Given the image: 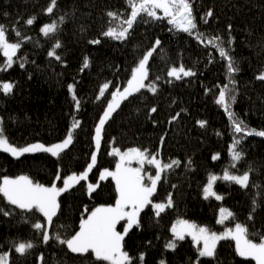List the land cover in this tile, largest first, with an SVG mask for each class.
Listing matches in <instances>:
<instances>
[{
  "label": "trees",
  "instance_id": "obj_1",
  "mask_svg": "<svg viewBox=\"0 0 264 264\" xmlns=\"http://www.w3.org/2000/svg\"><path fill=\"white\" fill-rule=\"evenodd\" d=\"M191 2L204 43L170 24L167 18L149 19L144 23L138 17L126 40L101 36L109 23L116 26L119 22L108 17L107 11L121 12L125 18L130 13L126 0H56L51 14L44 11L50 0H0V24L8 26V38L17 39L12 25L30 37L22 42L10 67L4 66L6 58L0 52V82L13 84L11 92L7 93L0 87V117H3L5 135L18 146L37 141L56 143L64 139L68 131L74 136L73 143L59 158L45 152L16 158L0 150V181L4 175L28 174L41 183H49L57 171L64 177L84 170L91 153L96 151L95 125L106 107V100L111 99L114 85L124 88L139 57L153 46L157 37L160 39L161 44L150 57L146 80V84L155 80L157 92L141 89L121 102L104 126L97 163L88 177L89 181L97 182L103 168L115 169L118 157L112 153L113 147L125 151L128 147L141 146L150 152L159 151L158 157L166 163L179 158V166L166 170L153 194L154 201H166L171 193L174 204L159 217L151 206L145 208L141 213L143 227L133 228L125 237V249L134 257L133 264H140L137 259L140 251L146 253L143 264H159L161 259L167 264H189V258L195 261L197 246L190 237L179 241L175 251L165 248L166 241L174 235L171 226L180 218L218 232L223 231L225 225L234 226L239 221L248 224L250 232L264 234V137L236 134L237 138L244 136L237 147L244 151L245 157L229 171L242 174L250 162L255 170L250 174L247 188L234 181L218 179L215 191L224 198L217 200L203 195L208 174L222 176V170L229 164L234 135L227 112L216 102L219 90L228 83L226 60L220 58L219 50L207 44V40L222 36L227 42V25H233L231 36L235 41L230 54L241 71L235 74L239 93L231 108L249 126L264 128V80L257 78L264 71V0ZM209 8L213 16L205 17ZM158 11L162 15V10ZM33 15L36 19L28 25L26 21ZM61 15H65L63 24L58 21ZM53 20L58 22L60 41V47L55 50L67 64L47 55L54 47V39L51 34L45 37L39 31L43 23ZM97 37L101 40L99 44L90 43ZM85 57L89 61L87 67ZM181 63L185 68L192 67L195 75L182 79L167 75L170 67H179ZM106 81L109 88L100 96L99 88ZM69 84L76 86L79 109L75 107ZM153 105L157 108L155 113L150 112ZM176 113L179 117L169 122ZM201 119L207 124L199 125L197 121ZM153 120L158 123L154 124ZM74 121L80 122L75 129L72 128ZM165 132L167 135L161 145L160 137ZM216 152L220 156L212 160ZM189 157L194 167L188 166ZM147 168L155 174L153 165ZM99 184L91 197L85 181L61 194V210L50 229L53 239L47 244L40 242L39 233L31 224L21 222L19 214L0 213V253L10 251L11 264H98L94 255L72 253L55 240V233L71 235L78 231L82 214L87 215L85 205L91 210L101 203H115L118 195L115 180L109 177ZM253 199L258 204L254 211ZM7 207L6 200L0 196V208ZM221 207L234 213L224 224L218 223ZM250 211L251 220L248 219ZM250 238L258 240L259 236ZM28 240L34 241V247L25 254L17 253L13 241ZM40 253H43V261ZM200 261L201 264H256L254 259L238 255L232 239L219 241L216 256L201 257Z\"/></svg>",
  "mask_w": 264,
  "mask_h": 264
},
{
  "label": "snow or ice",
  "instance_id": "obj_2",
  "mask_svg": "<svg viewBox=\"0 0 264 264\" xmlns=\"http://www.w3.org/2000/svg\"><path fill=\"white\" fill-rule=\"evenodd\" d=\"M130 7V13L125 15L115 10L107 11V16L119 21L116 26L109 23L106 30L102 31L101 36L112 37L116 40H126L130 35V30L133 29L137 18L143 19L144 23H148L149 19L162 20L167 18L169 23L176 28L183 30L195 36L196 40L204 43L203 34L198 31L196 17L193 14L191 0H126ZM56 7V0H50V4L44 9L45 12L51 14ZM162 10V15L161 11ZM144 13L146 16H141ZM7 16V13H4ZM213 16L211 8L205 13V17ZM35 15L27 19L26 23L32 25L35 21ZM65 15L58 17L59 24H63ZM14 34L17 37L15 40L8 38V26L0 24V52L6 58L5 65L10 67L15 61L18 51L22 48L23 41H28L29 36L22 34L19 29L15 28ZM233 25L229 23L228 40L225 42L222 36H214L207 40V44L214 45L219 50L221 59L226 60V75L228 83L224 84L219 90L216 102L221 105L227 112L231 121L233 130L232 145L229 149L230 161L229 164L222 170V177H218L214 173L208 174V182L203 187V195L205 198L214 196L217 200H222L223 194L214 190V183L217 179L226 181H234L243 188L249 186L250 174L255 170L249 162L247 167L238 174L237 171H229L230 168H235L236 164L245 157L243 150H238V145L243 140L244 136L237 138L236 134L257 135L264 137V128L257 129L251 127L243 120L235 111L232 110L233 105L239 93L238 81L235 74H238L241 69L238 62L230 54L231 46L235 41V37L231 36ZM81 26V31H83ZM39 31L45 37L54 39V47L47 52L49 57H55L57 61L67 64L66 60L61 59V55L57 54L56 48L60 47L58 38V22L53 20L50 23H43ZM100 37L92 39L90 43L99 44ZM227 43V47L225 46ZM161 44L157 37L152 47L146 49L139 57L135 67L131 69V76L127 80L126 86L121 91L119 86H115V90L110 92L111 99L106 100V107H103L102 115L99 116L98 123L95 125V147L96 151L91 153V160L87 163L86 168L82 171H73L69 175L62 177L60 171L54 174V180L49 183H41L35 180L28 174H20L16 176L4 175L0 181V196L4 198L8 204L7 208H0V213L5 216L19 214L21 222L31 224V227L39 233L40 242L47 244L53 235L50 231L53 225L54 218L58 216L61 210L60 197L62 193L68 192L81 181L87 182V194L91 197L96 189L99 188V181L107 180L112 177L115 180V188L117 197L115 203H101L94 206L91 210L84 206V213L87 215L81 216L79 220V229L71 235H63L57 231L55 240L61 245H66L74 254L94 255L98 264H133L134 257L125 249V237L129 235L133 228H142L141 213L145 208L151 206L155 209V216L159 217L168 206L173 205L172 194L169 193L166 201H154L153 194L157 191L158 183L166 173V170L171 171L173 166H179L181 163L179 158L171 159L169 162H164L158 158L159 151L150 152L148 148L136 146L128 147L126 151H122L119 147H113L112 153L119 157L115 169L108 167L103 168L99 173L97 182L89 181V172L97 163V153L101 146L102 132L106 122L112 117L121 106V102L133 93H139L141 89L148 88L152 93L157 92L158 85L153 80L149 84H145V80L149 77V60L153 53L157 50V46ZM89 64L88 58L84 59V66ZM23 67V63L21 64ZM83 70V69H81ZM183 74V76L181 75ZM170 77L182 79L187 76H194L195 71L192 67H187L181 63L179 67L172 66L167 72ZM264 80V71H261L257 77ZM160 77H156V80ZM0 87L4 92H11L13 84L10 81L0 82ZM72 89L73 100L75 107L80 108V100L76 96L75 84H69ZM109 88V82H104L99 88V95L104 96V92ZM139 110V109H137ZM157 108L155 105L150 107V112L155 113ZM179 113L172 115L169 122L175 121L179 117ZM154 124L158 121L153 120ZM79 121H74L72 128L75 129L79 125ZM197 123L201 126L207 124L206 120H198ZM165 132L160 137V144L163 145ZM73 133L68 131L66 137L56 143L45 144L37 141L34 143H26L18 146L16 143L10 142L5 135L3 127V117H0V150L10 153L12 157L20 158L25 154H33L37 152L50 153L52 156L59 158L61 153L68 149L73 143ZM220 156L219 152L212 155V160H216ZM138 161L139 167H132L131 162ZM155 167V175L146 173L143 169L145 164ZM189 167H194L192 159L187 160ZM147 177V182L146 178ZM62 186H58V183ZM175 187V185H173ZM253 187H259L253 184ZM258 207L256 200L253 199L252 211ZM220 218L218 223L224 224L228 217H233L234 213L227 208L219 209ZM248 219H253L252 212H249ZM124 221L123 225L120 222ZM120 225L122 230H118ZM173 238L167 240L165 248L175 251L179 241L185 239L186 235H191L192 241L197 246L198 255L195 261L189 258V264H201V257L214 258L219 241L231 237L235 241V251L240 257L254 258L256 264H264V234L259 232H250L249 226L246 223L236 221L234 226L225 225L223 231H215L206 225H198L187 219H177L176 223L171 226ZM259 236V239L250 238ZM148 243H151L150 241ZM202 245V246H201ZM15 251L20 254H25L28 250L34 247V241L28 240L16 243L13 241ZM11 252L4 251L0 253V264H9ZM146 253L140 251L137 259L140 264H143ZM43 253H40V260L43 261ZM159 264H167L166 260L161 259Z\"/></svg>",
  "mask_w": 264,
  "mask_h": 264
},
{
  "label": "rangeland",
  "instance_id": "obj_3",
  "mask_svg": "<svg viewBox=\"0 0 264 264\" xmlns=\"http://www.w3.org/2000/svg\"><path fill=\"white\" fill-rule=\"evenodd\" d=\"M181 75H183V74H181ZM145 84H146V80H145ZM123 90V88H121V91ZM1 151H3V150H1ZM124 151V150H123ZM126 151V150H125ZM5 152V151H4ZM8 154H10V153H8ZM118 157V156H117ZM158 158H160V157H158ZM118 160H119V157H118ZM147 163L143 166V169H144V171L146 172V173H151V174H153L150 170H148V168H147ZM131 166L132 167H139L140 165H139V163H138V161H132L131 162ZM153 175H155V174H153ZM218 177H222V176H219V175H217ZM146 179V182H147V177L145 178ZM218 180V179H217ZM216 180V181H217ZM216 181H215V183H216ZM215 183H214V190H215ZM210 197H214V196H210ZM225 208V207H224ZM219 218H220V213H219ZM230 219V217H228L226 220H225V222L226 221H228ZM224 222V223H225ZM176 223V222H175ZM120 224H124V221H121L120 222ZM117 228H118V230H120L119 229V225L117 226ZM185 237H190L191 239H192V237H191V235H186ZM227 239H232L231 237H229V238H227ZM233 240V239H232ZM202 246V245H201ZM245 258H250V257H245ZM252 259H254V258H252ZM255 260V259H254ZM9 264H11V262H10V258H9Z\"/></svg>",
  "mask_w": 264,
  "mask_h": 264
}]
</instances>
